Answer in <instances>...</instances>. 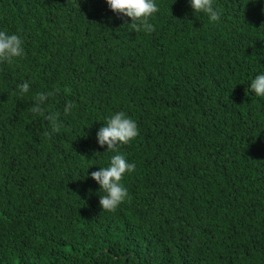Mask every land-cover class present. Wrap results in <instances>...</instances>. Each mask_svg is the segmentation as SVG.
Segmentation results:
<instances>
[{"label": "trees", "instance_id": "1", "mask_svg": "<svg viewBox=\"0 0 264 264\" xmlns=\"http://www.w3.org/2000/svg\"><path fill=\"white\" fill-rule=\"evenodd\" d=\"M155 3L149 34L107 0H0L24 40L0 64V264H264V0H214L217 22ZM57 89L45 135L33 97ZM117 111L139 135L112 212L90 174L117 154L97 139Z\"/></svg>", "mask_w": 264, "mask_h": 264}, {"label": "clouds", "instance_id": "2", "mask_svg": "<svg viewBox=\"0 0 264 264\" xmlns=\"http://www.w3.org/2000/svg\"><path fill=\"white\" fill-rule=\"evenodd\" d=\"M112 11L118 15H124L131 18V24L125 21V25L135 32L144 31L152 33L155 26L150 23V18L159 11L155 0H107ZM191 7L195 14H206L211 22H217L221 19V9L214 6V0H190ZM24 40L18 34H9L6 31H0V64H11L15 58L24 55ZM19 94L22 96L29 92L30 84L25 81L18 86ZM251 90L255 95L264 97V72L259 73L251 80ZM59 89L53 92H38L34 94L33 107L31 111L34 114L43 116L45 120L51 123L49 132L45 135L60 132L63 123L60 120V113L47 112L44 107L50 96H53ZM70 91V89H65ZM74 105L68 102L64 108V115L67 116ZM47 112V114H46ZM139 135L137 122L128 116L124 111H117L109 116L97 132L98 143L101 146L107 145V152L117 154L111 157L108 167H101L98 171L91 172V177L101 186L103 193L100 197V205L104 211L115 212L118 206L129 198L127 187L122 183L126 173L135 170L136 165L128 162L125 155L119 153V145L128 144ZM99 153V152H97Z\"/></svg>", "mask_w": 264, "mask_h": 264}]
</instances>
